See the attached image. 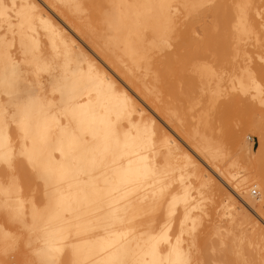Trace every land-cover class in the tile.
<instances>
[{
  "label": "snow or ice",
  "instance_id": "snow-or-ice-1",
  "mask_svg": "<svg viewBox=\"0 0 264 264\" xmlns=\"http://www.w3.org/2000/svg\"><path fill=\"white\" fill-rule=\"evenodd\" d=\"M42 3L0 0V264H264V220L228 228L213 223L203 189L198 198L188 189L174 193L186 182L183 169L177 179L146 155L155 149V122L134 123L126 94L115 112L102 106L114 85L57 38ZM74 7L84 15L96 10L110 27L153 30L147 70L155 56L174 54L206 101L209 121L238 97L247 112L234 124V163L264 170V0ZM226 16L230 39L222 51ZM130 151L136 169L123 163ZM257 229L259 244L249 239Z\"/></svg>",
  "mask_w": 264,
  "mask_h": 264
},
{
  "label": "bare ground",
  "instance_id": "bare-ground-1",
  "mask_svg": "<svg viewBox=\"0 0 264 264\" xmlns=\"http://www.w3.org/2000/svg\"><path fill=\"white\" fill-rule=\"evenodd\" d=\"M54 1L56 5L55 9L58 14H53L55 13L53 11V13L48 12L50 10L46 6L44 8L48 10L46 12L50 15L43 13V17L57 29V38L62 37L64 41L69 44L74 53L83 54L85 61L91 62L96 66L106 77L105 85L107 83L114 85V93H106V95L102 97V106L110 108L115 112L124 94H126L133 106L130 119L134 123H140L141 121L145 123L149 121L155 122V149L150 155L147 153L146 155H148L149 160L156 166H163L167 163L171 170L176 173L177 179L181 174V169H183L186 182L183 185H174V193H180L183 189H188L193 197L198 198L201 189H203L211 197L212 202L209 205V214L212 217L213 223H216L215 214L224 207L229 208L230 212L222 216L226 217V221L230 226L235 225L237 229L240 228L241 220L247 222L251 219L248 220L249 213H246L244 208L249 207L258 217L264 220V170L261 169L258 163H244L247 173L243 176L237 177V175H241L243 172L241 170L236 172L237 174L230 175L228 173L229 176L227 177L232 176L235 178L236 184L234 192L245 203L244 205L241 201L236 200L235 194L233 195V193L229 191L221 190L220 186V190L215 189L218 188L216 181L219 180V177L221 178L222 175H225V168H220L214 161L216 158H222L228 154L224 147L225 137L230 138L231 146H229L230 148L228 151L235 156L236 139L234 133L233 131H229L230 133L225 132L224 127H221V125L224 126L222 121L228 118L227 116H229V114L227 113L236 112L240 115L239 117H241L247 112V108L243 105V102L240 101L238 97H234L231 101L222 103L216 111L217 115L222 113L221 117L216 118L215 116V120L213 118V120L209 121L204 117V113L207 109V105L205 104L206 101H204L206 106L202 105V107L194 111L197 108L196 106L201 105L203 102L199 101V94L194 88L192 81L184 75L180 65L179 69H177L179 70V76H176L177 79H174L175 82L173 81V84L168 82L169 84L166 83L165 85L161 71H164L163 68H170L169 70H171L173 68H171V66L177 64L173 58L174 54H169L164 57L155 56L151 64V71L149 72L147 70L148 65L143 63V54L145 51L150 50L151 42L155 38L153 30H137L129 22H126L120 27H110L102 21L96 10H90L88 15H84L74 7L75 4H107L113 2V0ZM115 2L136 4L148 2V0H115ZM218 2L229 3L231 0H218ZM42 4L45 5L44 3ZM59 15L66 19L71 24L72 28L67 26ZM229 20L230 16H226L220 21L218 40L222 51H226L229 44ZM41 31H43V29ZM42 35L47 39L45 33L42 32V34L40 33L41 40ZM42 41H44V39ZM83 69L85 71L87 70V63L83 65ZM170 72L171 71H169V73ZM155 74H159V83H157ZM166 80H168V78ZM164 93L171 94V97L174 95L182 97L183 99H190L192 102L196 100L194 104L183 100L189 103L187 108L188 113L190 112L191 114H189L191 120L189 119L190 117L188 118L189 120L184 118L188 114H186V109H182V107L181 109L186 114L183 117H177V113L174 110L170 112L173 117L176 116L177 118L178 123L175 126L173 125V127H175L176 131L180 134L176 136L180 137L179 139H182V142L174 138L173 134L175 133L172 134L174 128L167 129L166 127H162L157 121L154 108L160 96ZM202 117L204 118L202 119ZM129 126L130 125L125 121L124 128L127 129ZM149 127H151V124H149ZM169 141H171V143H169ZM129 161H131L133 169L139 166L138 158L132 151L125 154L123 163L127 165ZM230 165L237 166L234 161L231 162ZM213 173L219 176L217 180ZM222 178L224 177L222 176ZM224 182L226 184L228 183V181L225 180ZM251 187L260 190V196L257 199H253V197L249 195L248 189ZM217 190L219 192H217ZM252 193L254 194V189ZM257 194L258 193H256V195ZM235 205L237 207H235ZM245 205L248 207L243 208ZM249 209H247V212L250 211ZM182 213L183 205L178 208L177 220L181 218ZM207 227L208 225L205 224V229H207ZM246 231V228L243 229L242 234ZM96 235L97 238H99L105 234L103 232H98ZM249 239L257 244L261 243L262 237L259 229L252 233Z\"/></svg>",
  "mask_w": 264,
  "mask_h": 264
},
{
  "label": "rangeland",
  "instance_id": "rangeland-1",
  "mask_svg": "<svg viewBox=\"0 0 264 264\" xmlns=\"http://www.w3.org/2000/svg\"><path fill=\"white\" fill-rule=\"evenodd\" d=\"M43 3L45 4V5H41V7H42V11H43V13H45V14H47V15H50L49 13H47L46 11H48L47 9H45L44 7H46V6H48V5H55V1L54 0H43ZM56 6V5H55ZM50 11H48V12H55V13H53V14H58V12L56 11V9H55V7H51V9H50V7H47ZM51 13V14H52ZM60 16V15H59ZM61 17V16H60ZM62 18V17H61ZM62 20H63V22H65V24H67V26H69V27H71L72 28V26H71V24L66 20V19H64V18H62ZM42 30V29H41ZM40 30V33L42 34V32L43 31H41ZM46 40V38H44V36L42 35V40ZM175 65V66H174ZM173 67V68H172ZM175 67V68H174ZM171 70H169V69H167V68H163L164 69V71L162 70L161 71V74H162V77H164V83H165V85H166V83H170V84H173L175 81H174V79L176 80L177 79V77L176 76H179V70H177V69H179V65H177V64H173V66H171ZM173 71L172 73L170 72L169 73V71ZM166 71H167V73H166ZM166 75H165V74ZM174 73V74H173ZM172 74V75H171ZM163 75H165V76H163ZM171 75V76H170ZM173 77V78H172ZM175 77V78H174ZM168 78V80H166ZM166 81V82H165ZM174 81V82H173ZM168 83V84H169ZM170 95V96H169ZM175 97H176V99H175ZM179 99H181V100H179ZM187 101V102H191L192 104H194V103H196V100H195V102H192V100H190V99H183L182 97H177V96H174V95H172V97H171V94H162L161 96H160V98H159V100H158V102L156 103V106H155V108H154V112H155V115L157 116V121L159 122V124L162 126V127H166L167 129L169 128H171V129H173V132H172V134L173 133H175V134H173V136H174V138L175 139H177L178 141H180V142H182V139H179L180 137H177L178 135H180L177 131H176V128L175 127H173V125L175 126L178 122H177V118H176V116L175 117H173V115L170 113L171 111H176V115H177V117H183L184 115H186V114H188V115H186L184 118H189L190 117V112L188 113V106L187 105H189V103H187V102H184V101ZM180 101V102H179ZM182 101V102H181ZM180 104V105H179ZM205 104H206V102H205ZM204 104V102L201 104V105H198V106H196L197 108L194 110V111H196V110H198V108L199 107H202V105H204V106H206ZM186 105V106H185ZM179 106V107H178ZM190 106H191V104H190ZM181 107H182V109H186L185 111L187 112L186 114H185V112H183V110L181 109ZM186 107V108H185ZM165 109V110H164ZM196 113V112H195ZM232 113V114H231ZM236 115H235V114ZM190 114V115H189ZM222 114V113H221ZM221 114L220 115H217V114H215V116H216V118L217 117H221ZM227 114H229V116H227ZM226 114V116L229 118H225L226 119V121H225V119H223L224 121H222L223 122V124H224V126H222L221 125V127H224V130H225V132H231V131H233V128H234V124H235V122L237 121V119H239L240 117V115H238L236 112H230V113H227ZM171 115V116H170ZM235 116V117H234ZM223 117H225V116H223ZM172 118V119H171ZM215 117H214V120L216 119ZM190 120H191V117L189 118ZM188 119V120H189ZM222 119V118H221ZM213 120V119H212ZM174 121V122H173ZM195 121V120H194ZM191 122V121H190ZM220 122H221V120H220ZM219 122V123H220ZM221 122V123H222ZM226 125V126H225ZM169 126V127H168ZM226 127V128H225ZM230 129H228V128ZM227 130V131H226ZM229 132V133H230ZM177 135V136H176ZM229 138V137H228ZM227 137H225V139H224V145H227L228 147H227V156H224V157H218V158H216L214 161L216 162V164L220 167V168H222V169H224L225 170V175H222L224 178H222V176H221V178L218 176V175H216V174H214L213 173V175H215L214 177L216 178V180L218 179V177H219V180H217L216 181V183L218 184L217 186H218V188H215V189H219L220 190V188H219V186L221 187V190H224V191H229V192H231V193H233V195L235 194V196H236V200L237 201H241V203L244 205L245 203L240 199V197L239 196H237V194L234 192V187H235V184H236V180H235V178H233L232 176H230V177H227V176H229V174L231 175V174H237L236 172H238V171H243L242 173H241V175L239 174V175H237V177H240V176H243L244 174H246L247 172L245 171V164L242 162L239 166H231L230 164H231V162H233L234 160H235V156L233 155V154H230V152L228 151V149L230 148L229 146H231V140H230V138L228 139ZM227 139V140H226ZM230 142V143H229ZM227 143V144H226ZM223 145V146H224ZM252 145H253V147L254 148H257L258 147V139H256V138H253V140H252ZM225 147V146H224ZM230 154V155H229ZM233 157V158H232ZM229 167H231V168H229ZM234 167V168H233ZM231 169H233V170H231ZM212 171V170H211ZM228 171V172H227ZM230 171H231V173H230ZM229 173V174H228ZM227 174V175H226ZM231 178V179H230ZM221 179H223V180H221ZM221 180V181H220ZM224 180L225 181H228V183L226 184L225 182H224ZM219 181V182H218ZM231 182V183H230ZM216 187V186H215ZM253 189H255L254 187H251L250 189H248V193H249V195H251L252 197H253V199H257L259 196H260V190L258 189V188H256V190L258 191V196L257 195H254L253 193H252V190ZM232 190V191H231ZM217 192H219L218 190H217ZM239 197V198H238ZM239 199V200H238ZM237 206H238V204H237ZM236 205H235V207H237ZM244 207H248V206H243V208ZM223 209V210H222ZM245 209V211H246V213H249V217H248V220L250 219V220H255V221H261L262 220V218H260V217H258V215L257 214H255V212L253 211V210H251V209H249V207L248 208H244ZM247 209H249L248 211L249 212H247ZM225 210H226V212H225ZM227 210H229V211H227ZM224 211V212H223ZM228 212H230V209L229 208H227V207H224V208H221L220 209V211H218V213L217 214H215V222H220L221 224H223L224 226H227L228 228H232L233 226H230V224L226 221V217H224V216H222L223 214H228ZM251 212V213H250ZM254 212V213H253ZM220 214V215H219ZM219 215V216H218ZM207 224V223H206Z\"/></svg>",
  "mask_w": 264,
  "mask_h": 264
},
{
  "label": "built area",
  "instance_id": "built-area-1",
  "mask_svg": "<svg viewBox=\"0 0 264 264\" xmlns=\"http://www.w3.org/2000/svg\"><path fill=\"white\" fill-rule=\"evenodd\" d=\"M256 193H258V191L256 189H254V195H256Z\"/></svg>",
  "mask_w": 264,
  "mask_h": 264
}]
</instances>
